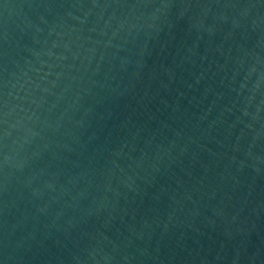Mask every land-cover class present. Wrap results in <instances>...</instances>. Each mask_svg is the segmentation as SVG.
<instances>
[{"label":"water","instance_id":"95a60500","mask_svg":"<svg viewBox=\"0 0 264 264\" xmlns=\"http://www.w3.org/2000/svg\"><path fill=\"white\" fill-rule=\"evenodd\" d=\"M0 264H264V0H0Z\"/></svg>","mask_w":264,"mask_h":264}]
</instances>
